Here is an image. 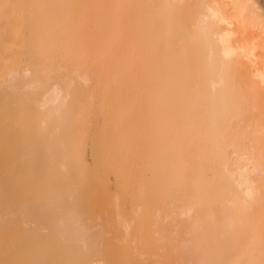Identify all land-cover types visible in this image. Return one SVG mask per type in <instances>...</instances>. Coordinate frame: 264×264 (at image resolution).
Masks as SVG:
<instances>
[{
	"label": "bare ground",
	"instance_id": "1",
	"mask_svg": "<svg viewBox=\"0 0 264 264\" xmlns=\"http://www.w3.org/2000/svg\"><path fill=\"white\" fill-rule=\"evenodd\" d=\"M35 1L29 11L0 9V264L264 259V0H112L81 10ZM88 96L116 137L132 127L125 110L145 109L133 108L135 132L156 120L167 156L179 157H168L180 170L170 179L191 176L168 211L142 205L155 212L147 237L129 234L132 218L118 204L105 241L87 234L77 208L62 207L83 186L69 183ZM153 233L159 250L148 244Z\"/></svg>",
	"mask_w": 264,
	"mask_h": 264
},
{
	"label": "rangeland",
	"instance_id": "2",
	"mask_svg": "<svg viewBox=\"0 0 264 264\" xmlns=\"http://www.w3.org/2000/svg\"><path fill=\"white\" fill-rule=\"evenodd\" d=\"M2 1L5 2L6 5L7 3L9 4L11 3L9 6L12 5L11 7L13 9L8 7L11 10H17L15 8H19L20 10H24V11L35 9V8H32L30 5V3H34L35 0L34 1L33 0H0L1 2L0 6L2 5ZM68 1L71 3L75 2L81 5L78 7H70L69 9H79V10L90 9V8L99 9V6H96V4L102 3L104 1H106V3L108 1H111V3H114L112 2V0H103V1L102 0H68ZM14 4H15V7H14ZM17 5L19 6L17 7ZM4 7L5 6L0 7V9L1 8L7 9V6L6 8ZM60 60L63 61V63H65L70 68H73L75 66L74 63L67 62L64 60V58H61ZM77 81L79 80L75 79L76 84H77ZM90 94L93 95V94H96V92L95 93L90 92ZM90 94L89 96H91ZM97 95L98 94L93 95V96L96 97ZM89 96L88 98H86V102L87 104L89 103V105L93 107L94 104L92 105V102H94V100L93 99L90 100L93 97L90 98ZM87 104L85 108L87 107L88 108L87 110H84V111H85L86 116H89V118L86 119L87 120L86 123L85 121L82 123L83 124L82 128L78 127V129H82V130L80 133V130L77 129L78 133L80 134H77V137H76L77 141H79L80 139L82 142L81 143L79 141L81 143L80 144L81 147L79 146L80 148L78 147V149H81L80 151L83 157L82 156L80 157L83 158V159L81 158V161H83L85 165H83L84 167L83 168L82 167L83 162L81 164H80L81 161L78 162L79 166L83 168V169L80 168L82 170L81 171L79 169L78 164H76L77 167L75 166L76 167L75 173L76 172L77 173L71 176V180L69 183L70 188L76 187L77 189V186L78 185L81 186L82 184V180L80 181V179L83 178V186L82 188H80L83 190V192L80 189H77V191L75 189L74 191L77 192L75 193L78 194L79 196V197L77 196V198L75 196L76 199L75 198L74 199L76 200V202H74L75 200L71 201L70 199L72 204L68 200L66 201V203L64 204L62 203L63 206L62 205L61 206L65 209V211L66 210L68 211L69 209L68 211L69 213L71 212V210L74 211L75 208H77L75 212L76 214L74 213L77 217V220L82 221V223L87 228H91V230H87L88 231L87 234L89 235L91 234L94 236L95 234L96 235L98 234V236L101 234L104 238L102 236L101 237L105 241L107 237H109V235L111 234L113 235L115 233L111 231L112 229L110 230L111 231L110 233L108 230L112 228V226H114L112 225L110 227L111 224L115 223V220L112 221V218L114 216L113 214H115L114 209L116 210V208L118 207V206L116 207V205L118 204L119 205L118 208H121L122 212H124L128 216V218L129 217L132 218V221L130 222L131 223L130 229L132 228L133 229L132 230L129 229L130 231L129 234L132 231H134V229L135 231L132 233L136 232V234L137 233L140 234V231L142 230L143 233L141 232L140 236L145 235L147 237L148 235L144 233L146 229H143V228L146 227V228L151 229V224H148V222L151 219H153L154 217L153 214L155 212L153 211L152 212L153 214H151L150 212V214L152 215V218L150 217V214L149 216H147L148 215L147 212H149L150 210L148 211V209H146L147 212L145 213L144 212L145 209H140L142 205L145 203H148L147 207L150 205L149 207L152 210L154 209L156 210L159 208L162 211H168L171 208L170 205L173 200H179V202L181 201L179 198L184 194V185H187L188 187L190 186L191 188V176H187L186 180L184 181L175 180L176 178L178 179L177 172L179 173L180 170L177 167L178 170L175 171L176 170L175 167H173L175 170H172L173 168L171 169L170 166H168V165H172L168 157L170 158L171 156L172 157L171 161H172L173 157L177 156L178 154L174 153L175 154L174 155L172 153L173 155L171 154L170 156H167V154L168 153L170 154L171 152L170 150H168L169 152H166L167 150H165V147L169 143V141L167 139V135L164 133L165 130H162L161 132H159L157 129L156 131V127H157L156 120H151V125H148V126H146L147 124L145 126L142 124L143 129H144L142 134L141 132L137 133L139 132L138 129H136L137 132H135L136 131L135 126H138L137 128H140L139 125H137V124H140L138 120H137L136 125H134V122L136 120L135 113L137 116V114L140 112L139 109H142L141 114L144 115L143 112L146 111L145 109L143 110V108L141 107L137 108L136 106H133V108L136 107V109L134 108V110H136L135 113H134L133 108H129L128 110H125L126 112L127 111L131 112L133 110L131 114L130 112L129 114L127 112L128 117L126 116L123 117L124 120L129 122V126H130V122L132 123L133 121V124H131L132 127L131 126L129 127L133 129V130L131 129L133 132L129 128L127 130L124 129L127 132L130 131V134L126 132L127 134L124 133V135L126 134V136H124L123 134H120L119 137L118 136L116 137L114 136V132L116 131L112 130L111 126L113 124H111L108 117H105V114L101 109L95 108L99 106L97 105L91 108ZM160 107L163 108L164 110L166 109L167 106H164L165 108L162 106ZM169 107L170 105L168 106V109ZM137 109L139 112H137ZM168 109L167 111L169 112L170 110ZM170 109L172 110V107H170ZM111 114L113 113L111 112ZM110 116L112 117L113 115H110ZM141 123H144V122L141 121ZM120 131L117 130V133H120ZM78 135L80 137H83V139L80 138ZM165 136L167 140H165ZM158 148H160L161 150L159 151ZM168 148L166 147V149ZM177 157H175L176 160H177ZM77 169L78 171H76ZM82 172L83 174H80ZM174 174L176 178L171 180L170 178H173ZM178 182H180V184H178ZM144 188L146 189L145 192L147 191L146 192L147 194L143 193L144 198H142L143 196H140V190L143 191ZM78 190L80 191V193L81 192L82 193L81 194L78 193ZM173 192H175L174 195L172 194ZM73 202H74V205H73ZM144 207L146 206L144 205L142 208ZM138 209H140L141 212L143 210L144 215L146 214L147 216L146 223H145V218H144L145 216L142 215L143 218H140V220L137 217V215L139 216V214H137L136 212L139 211L138 213H140V210ZM119 211L120 210L118 209L116 213L120 214ZM120 215H124V214L122 213ZM134 215L136 216L135 218V220L137 219L136 221L133 220ZM68 216H70L69 221L72 222L73 216L71 215H68ZM148 217H150V219H148ZM131 218L129 219L131 220ZM133 221L135 222L134 224H133ZM107 226H109L110 228ZM152 226L154 227V225ZM147 231L148 233L152 231H154L155 233V230H152V229L151 231L150 230H147ZM150 237H153V239L152 238L151 239L153 240V244L156 246L154 242L155 235L154 236L151 235ZM150 237L148 239L150 240L149 241L150 243L145 238L146 240L145 244H147L148 242V244L152 247L153 250H157L158 246H156L157 248L154 246L155 247L154 249V247L152 246L153 244L151 245L152 242H151ZM149 245H146V246H148L147 248L150 250ZM147 248L145 247V249L143 248V250H148ZM165 248L166 250H171V245L170 244L166 245ZM259 249H261V251H263L264 253V239H261L259 241ZM116 250H122V248L116 249ZM117 256L119 257V255ZM114 258L116 259V255L114 256ZM251 264H264V259H260L259 257L256 256L253 258Z\"/></svg>",
	"mask_w": 264,
	"mask_h": 264
}]
</instances>
